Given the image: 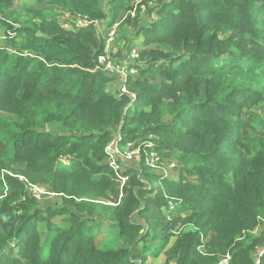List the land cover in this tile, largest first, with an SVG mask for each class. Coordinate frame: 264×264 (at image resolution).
Masks as SVG:
<instances>
[{
    "label": "trees",
    "instance_id": "obj_1",
    "mask_svg": "<svg viewBox=\"0 0 264 264\" xmlns=\"http://www.w3.org/2000/svg\"><path fill=\"white\" fill-rule=\"evenodd\" d=\"M32 1L0 0L6 264H147L162 254L163 264H264V234L253 235L264 216V116L254 110L264 104V0H158L157 17L137 27L145 67L128 93L95 69L108 51L117 60L97 22L108 21L107 35L133 0ZM118 134L120 146L158 136L156 149L177 152L178 179L147 186L144 160L118 174L107 151ZM28 183L48 184L63 205L43 208ZM108 192L113 203L101 202Z\"/></svg>",
    "mask_w": 264,
    "mask_h": 264
},
{
    "label": "rangeland",
    "instance_id": "obj_2",
    "mask_svg": "<svg viewBox=\"0 0 264 264\" xmlns=\"http://www.w3.org/2000/svg\"><path fill=\"white\" fill-rule=\"evenodd\" d=\"M15 3L18 9L22 7H26L28 5L29 6L35 5V2L32 0H15ZM157 5H158V0H133L131 1L129 3V10H127L122 15V17H120L119 20L113 26L110 27V31L107 35L105 32H106V25L108 21H98L97 22V28H98L99 34L102 37H105L107 39L106 43L113 50L114 56L115 55L117 56L116 57L117 60H121L124 63H126V65H129L135 68V72L137 70V73H135L134 75L137 74V76L140 75L141 69L145 67V64L139 60L140 59V49L143 47V44L141 43V39L136 34L137 27L138 25L143 26V25H149L150 23H152L154 18L157 17V8H158ZM104 6L106 9H109V6L107 3H105ZM142 6H144V8H142ZM134 9H136V12H135V15H132L131 12ZM129 16L132 19V23H135V21L138 20V24L136 25V24L127 23L126 18H128ZM75 19L78 21V23H80L79 18H75ZM69 21H73V17L69 15V13H67L65 16H62V25H64V27L66 28L72 29L73 26H71ZM113 31H114V34L112 33ZM6 33L7 32L5 28H0V44H3ZM131 49H134L137 51L139 55L138 58L129 59V52L131 51ZM120 85H121L120 80L115 78L113 82H111L110 88L114 92H117V90H119L120 88ZM258 107H261V108L259 109L255 107L254 110H257V112L261 113V115L264 116V104ZM166 118H168V116ZM46 128L50 130L52 129L54 131L59 130V126L57 124H53V125L48 124ZM118 137H119V134L115 136V138L112 140L109 146L112 145L111 147H115L116 143L120 146ZM149 143L155 144L154 146H159L160 138L156 135H150L144 138L142 141H140L138 145H131L129 146L128 149L126 148L125 145L120 146V147H123V151L125 150L134 151L138 147H144V146L149 145ZM149 151H151L150 148H149ZM157 151L159 152L160 160L156 162V166L154 168L148 166V172L146 173L147 176H152V180H149L143 174L139 175L140 179L144 181V183L147 186L148 185L149 186H153V185L161 186V183H160L161 177L171 178L174 180H177L179 177L180 166L178 163L177 152L174 150H158V149ZM139 157L138 155H133V157L130 159L123 160V161L119 160V162H121V171H125L126 169L131 168V167L140 168L141 167V156ZM64 161H65L64 162L65 164L69 165L70 159L65 158ZM175 163L177 164V168H174L172 166V164H175ZM13 167L14 169L19 171L24 168V164L19 163V162H14ZM3 172L7 174L18 175L19 177H21V179H25L23 175L16 174L13 171L4 170ZM120 173H121L120 170H118V174ZM35 185H37V187L40 189L41 198L40 200L37 199V201L40 203V205L43 208H47V207L55 208V207L63 205L62 197L56 194L55 192H53L51 187L48 184L37 183ZM27 190H28V193L31 196H33L31 190L28 187H27ZM108 195L109 196L107 198H101V202L107 203V204L113 203L112 193L108 192ZM262 219H263L262 220L263 223L257 229L254 230L253 235H255V237L257 236L259 237L264 234V216L262 217ZM54 221L61 225L64 224V218L61 216L56 217ZM101 224L103 228H106L110 225L109 222H106V221L101 222ZM42 227L44 230L45 229L44 225H42ZM111 233H113V236H115L116 230ZM260 249L258 252H255L256 255L257 253H261L262 249L261 250ZM229 258H230L229 256L222 257L220 264L221 263L227 264ZM165 259H166L165 254H162L157 259H154L153 257H149L147 264H163L165 262ZM8 261H9V258L7 255V251H5L0 255V262L1 264H6L8 263ZM171 264H174V262H171Z\"/></svg>",
    "mask_w": 264,
    "mask_h": 264
},
{
    "label": "built area",
    "instance_id": "obj_3",
    "mask_svg": "<svg viewBox=\"0 0 264 264\" xmlns=\"http://www.w3.org/2000/svg\"><path fill=\"white\" fill-rule=\"evenodd\" d=\"M144 8V6H142ZM136 9H134L131 14L135 15ZM80 19V18H79ZM82 19H80V23L77 21V25L81 26L83 24ZM114 34V31L112 32ZM111 33V34H112ZM109 49V45H107ZM139 55L136 50L131 49L129 52V59H136L138 58ZM95 69L97 70H104L106 71L109 75L112 77H117L120 79V88L119 91L122 93H128V90L126 88V81L128 77L131 75L133 76L135 73H137V70L135 72V68L126 65L121 60H114L109 53V51L105 55H101L98 59V62L96 64ZM123 83H122V82ZM135 95H132L134 97ZM120 135L118 137V140L120 141ZM115 147H111L112 145L107 147V151L110 154V164L114 167L115 171L118 173V170L121 172V162L119 160H127L133 157V155H138L141 156V161L144 160L145 164L149 167H155L156 162L160 160L159 157V152L157 151L156 147L154 146L155 144L149 143V145L144 146V147H138L136 150L131 151V150H125L123 151V147H120L117 143L115 144ZM126 148L128 149L130 144L125 145ZM149 148L151 151H149ZM140 158V157H139ZM179 163V162H178ZM174 168H177V164H172ZM180 166V164H179ZM126 178H123V181H125ZM27 187L31 190L33 197L36 199L41 198L40 195V189L37 187V185L29 183Z\"/></svg>",
    "mask_w": 264,
    "mask_h": 264
}]
</instances>
